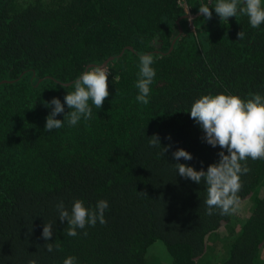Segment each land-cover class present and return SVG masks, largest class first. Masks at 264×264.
Returning <instances> with one entry per match:
<instances>
[{"label": "trees", "instance_id": "trees-1", "mask_svg": "<svg viewBox=\"0 0 264 264\" xmlns=\"http://www.w3.org/2000/svg\"><path fill=\"white\" fill-rule=\"evenodd\" d=\"M215 3L0 0V264H63L69 256L77 264H148L155 240L172 254L169 264H264V160H247L240 208L225 216L208 215L204 181L175 166L207 171L220 159L222 149L203 140L188 112L197 99L264 97V24L253 28L246 15L221 21L214 8L205 19L199 6ZM140 54L155 60L147 105L136 100ZM105 60L110 95L101 109L89 102L91 119L69 126L64 97ZM53 98L64 105L55 119L65 120L48 132L52 108L44 102ZM153 135L171 145L164 155L149 146ZM178 149L193 159L175 160ZM77 199L88 208L108 201L107 222L69 237L57 204L71 213ZM44 224H53L47 241ZM212 232L232 235L215 260Z\"/></svg>", "mask_w": 264, "mask_h": 264}, {"label": "clouds", "instance_id": "clouds-1", "mask_svg": "<svg viewBox=\"0 0 264 264\" xmlns=\"http://www.w3.org/2000/svg\"><path fill=\"white\" fill-rule=\"evenodd\" d=\"M213 8L221 21L246 15L253 28L264 24V0H216L213 7L201 4L198 11L205 19H211ZM188 19L191 21V16H188ZM244 35L243 31L238 32V40H243ZM154 63L151 54H140L135 86L139 93L136 100L143 105L149 103L151 85L156 76V71L152 67ZM108 75L106 67L93 66L72 83L71 87L74 91L67 92L64 97V102L70 109L65 115L68 117L69 126L77 125L81 118L85 121L92 118L90 101L97 109L102 108L104 101L110 95ZM44 104L45 107L52 108L46 117L45 131L51 132L53 129L62 128L65 117L63 120L55 119L57 115L64 113V105L60 99L53 98L50 102L45 101ZM188 112L201 127L204 133L203 140L214 148L219 146L222 151L218 153L219 162L209 165L207 171L203 169L197 171L194 167L182 163L175 164L176 170L181 177L197 184L204 181L208 215H213L214 209H218L221 216L233 215L241 204L238 195L243 187L241 176L250 172L247 160L249 158L254 161L264 160V97L260 94H254L250 99H241L230 94L204 95L193 103ZM149 146L160 148L162 155L171 147V145L161 147L158 135L149 137ZM172 155L177 161L181 158L186 161L193 159L184 149H178ZM107 208L106 200L98 201L95 208H88L82 200L77 199L70 213L66 210L63 201L57 204L60 221H67L66 235L69 237H76L78 229L94 227L97 222L101 225L106 224L104 213ZM52 235L53 224H44L42 237L47 241ZM84 235H87L86 231ZM46 250L52 252L54 244L46 243ZM30 264H35V261ZM63 264H77V258L69 256L64 259Z\"/></svg>", "mask_w": 264, "mask_h": 264}, {"label": "rangeland", "instance_id": "rangeland-1", "mask_svg": "<svg viewBox=\"0 0 264 264\" xmlns=\"http://www.w3.org/2000/svg\"><path fill=\"white\" fill-rule=\"evenodd\" d=\"M188 16L193 17V15H191L190 13ZM189 25L191 28H193L192 21H189ZM231 237L232 235L226 232L222 233L221 235L212 232L208 236L209 242L212 244L214 248L213 250V253L215 255V257L213 258L214 260L219 258L221 255L225 254V251L227 249V244L230 241ZM148 252L150 253V256L148 255L147 257L148 264H164V263L169 264L172 261V254L166 248V246L161 240H155L150 245Z\"/></svg>", "mask_w": 264, "mask_h": 264}, {"label": "water", "instance_id": "water-1", "mask_svg": "<svg viewBox=\"0 0 264 264\" xmlns=\"http://www.w3.org/2000/svg\"><path fill=\"white\" fill-rule=\"evenodd\" d=\"M105 65H106V60L102 62L99 66L105 67Z\"/></svg>", "mask_w": 264, "mask_h": 264}]
</instances>
